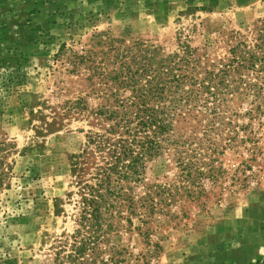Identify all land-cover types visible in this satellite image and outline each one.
<instances>
[{
	"label": "rangeland",
	"instance_id": "374dc122",
	"mask_svg": "<svg viewBox=\"0 0 264 264\" xmlns=\"http://www.w3.org/2000/svg\"><path fill=\"white\" fill-rule=\"evenodd\" d=\"M261 17L264 0H0V264H44L53 239L74 225L70 157L91 126L62 115L63 102L85 91L79 69L60 55L63 43L81 51L107 32L171 52L180 39L214 58L232 31ZM249 100L232 103L244 127L219 156V182L173 205L172 217L125 225L120 264H264V99L256 111ZM225 138L226 130L218 143L228 146Z\"/></svg>",
	"mask_w": 264,
	"mask_h": 264
},
{
	"label": "trees",
	"instance_id": "16d2710c",
	"mask_svg": "<svg viewBox=\"0 0 264 264\" xmlns=\"http://www.w3.org/2000/svg\"><path fill=\"white\" fill-rule=\"evenodd\" d=\"M94 38L88 49H59L85 81L83 93L63 102L62 115L91 128L70 157L65 196L73 228L53 239L44 264L125 262L116 241L125 225L172 217L173 205L204 196L225 172L219 156L244 127L232 120L239 107L232 103L250 97L256 111L264 99V17L232 31L226 53L214 58L186 40L166 52L107 32ZM225 130L228 146L218 143Z\"/></svg>",
	"mask_w": 264,
	"mask_h": 264
}]
</instances>
